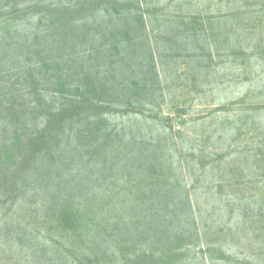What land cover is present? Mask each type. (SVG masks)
<instances>
[{
  "label": "trees",
  "instance_id": "trees-1",
  "mask_svg": "<svg viewBox=\"0 0 264 264\" xmlns=\"http://www.w3.org/2000/svg\"><path fill=\"white\" fill-rule=\"evenodd\" d=\"M143 2L0 0V249L25 264H197L208 229L172 145L110 121L158 89Z\"/></svg>",
  "mask_w": 264,
  "mask_h": 264
},
{
  "label": "rangeland",
  "instance_id": "rangeland-1",
  "mask_svg": "<svg viewBox=\"0 0 264 264\" xmlns=\"http://www.w3.org/2000/svg\"><path fill=\"white\" fill-rule=\"evenodd\" d=\"M145 1L158 89L135 115L111 113L110 121L138 129L146 122L149 138L162 135L172 145L208 229L195 263L264 264V212L255 209L264 204V0ZM218 32L226 38L220 45ZM226 238L231 260H218L217 248L211 260L201 249ZM21 257L10 245L0 249V264H25Z\"/></svg>",
  "mask_w": 264,
  "mask_h": 264
}]
</instances>
